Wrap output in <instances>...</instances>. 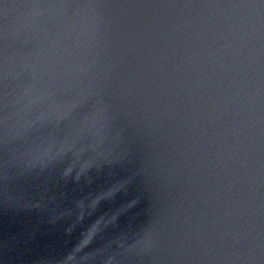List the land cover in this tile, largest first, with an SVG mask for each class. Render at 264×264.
Here are the masks:
<instances>
[{
	"label": "water",
	"instance_id": "obj_1",
	"mask_svg": "<svg viewBox=\"0 0 264 264\" xmlns=\"http://www.w3.org/2000/svg\"><path fill=\"white\" fill-rule=\"evenodd\" d=\"M0 264H264V0H0Z\"/></svg>",
	"mask_w": 264,
	"mask_h": 264
},
{
	"label": "clouds",
	"instance_id": "obj_2",
	"mask_svg": "<svg viewBox=\"0 0 264 264\" xmlns=\"http://www.w3.org/2000/svg\"><path fill=\"white\" fill-rule=\"evenodd\" d=\"M65 174H67V171H66ZM97 223H99V222H97ZM96 227H97L96 225H93V226L89 229V231H88L87 235L85 236L84 240L82 241L81 245H86V244L89 242V240L91 239V237H92L93 234L95 233V232H94V229H96ZM69 258H71V257H69Z\"/></svg>",
	"mask_w": 264,
	"mask_h": 264
}]
</instances>
